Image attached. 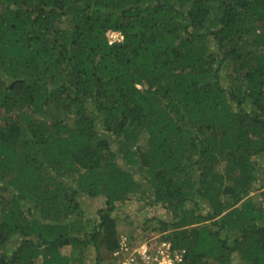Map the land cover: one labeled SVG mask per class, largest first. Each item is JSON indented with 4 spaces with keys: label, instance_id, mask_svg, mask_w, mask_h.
<instances>
[{
    "label": "trees",
    "instance_id": "1",
    "mask_svg": "<svg viewBox=\"0 0 264 264\" xmlns=\"http://www.w3.org/2000/svg\"><path fill=\"white\" fill-rule=\"evenodd\" d=\"M261 157L264 0H0V264H104L139 192L183 264H264Z\"/></svg>",
    "mask_w": 264,
    "mask_h": 264
},
{
    "label": "rangeland",
    "instance_id": "2",
    "mask_svg": "<svg viewBox=\"0 0 264 264\" xmlns=\"http://www.w3.org/2000/svg\"><path fill=\"white\" fill-rule=\"evenodd\" d=\"M68 22L62 20L59 24L60 27H65ZM139 148L145 149L147 144V135L142 134L139 139ZM257 163L261 168L264 169V158H259ZM259 186H255V191H253L254 201H259L260 198L257 196L258 192H262L263 189H258ZM259 190V191H258ZM258 191V192H257ZM153 197L150 194L143 195L142 193H137L133 197L127 200L124 204H118L114 214L117 216L116 220V234L119 238L126 237L130 240L134 238L142 239L146 237L155 238L162 237L167 231H159L158 222L162 220H169L170 215L167 210H165L160 204L154 205ZM84 204V218L90 223V227L99 221L98 210L105 207L103 197L89 198L85 197L83 199ZM203 213L206 214V210L203 209ZM91 228L89 230H91ZM16 244L11 241L9 244V251L15 250ZM64 255H69L71 247L67 246L63 250ZM100 254L104 257V264H109L114 262L113 253L106 251L104 248L100 250ZM34 264H41V259H37Z\"/></svg>",
    "mask_w": 264,
    "mask_h": 264
},
{
    "label": "built area",
    "instance_id": "3",
    "mask_svg": "<svg viewBox=\"0 0 264 264\" xmlns=\"http://www.w3.org/2000/svg\"><path fill=\"white\" fill-rule=\"evenodd\" d=\"M110 42L121 41L119 31L107 32ZM186 250L175 248L172 242L162 238L121 237L118 248L113 252L112 264H183Z\"/></svg>",
    "mask_w": 264,
    "mask_h": 264
}]
</instances>
